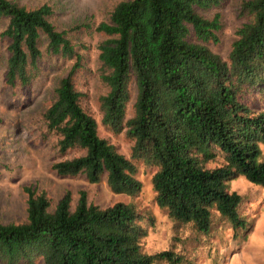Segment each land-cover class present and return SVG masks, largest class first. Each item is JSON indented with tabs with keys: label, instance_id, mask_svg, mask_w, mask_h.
<instances>
[{
	"label": "trees",
	"instance_id": "obj_1",
	"mask_svg": "<svg viewBox=\"0 0 264 264\" xmlns=\"http://www.w3.org/2000/svg\"><path fill=\"white\" fill-rule=\"evenodd\" d=\"M224 1L121 0L95 27L104 36L95 45L106 87L100 123L133 140L124 156L101 137L82 105L76 76L86 69L81 50L87 47L55 28L50 5L28 9L0 0V18L8 19L0 32L8 41L7 85L28 87L40 76L42 37L46 55L71 61L42 120L61 153L80 152L55 160L53 169L84 174L89 182L104 179L110 192L134 195L141 185L136 162H142L153 168L155 204L174 229L192 232L177 237V250L147 251L142 239L153 217L133 203L101 206L80 189L73 207L66 191L50 210L45 191L24 185L25 219L0 221V264H193L184 253L187 239L199 242L217 224L234 237L244 226L241 196L228 180L242 175L264 186V109L249 102V95L264 93V0L240 3L245 19L225 59L207 47L218 41L219 16H204ZM131 81L133 108L125 116Z\"/></svg>",
	"mask_w": 264,
	"mask_h": 264
},
{
	"label": "rangeland",
	"instance_id": "obj_2",
	"mask_svg": "<svg viewBox=\"0 0 264 264\" xmlns=\"http://www.w3.org/2000/svg\"><path fill=\"white\" fill-rule=\"evenodd\" d=\"M28 9L48 4L52 8L50 22L58 30L68 31L74 43H81L87 49L81 50L86 69L76 76V84L83 91L82 105L92 114L96 128L102 138L112 144L117 152L129 156L133 140L124 129L113 132L100 123V95L106 87L100 80V63L95 45L104 36L95 30L100 21H107L112 8L121 0H13ZM242 0H225L220 6L210 9L204 16L217 13L220 28L216 32L218 41L209 42L210 51L226 58L228 48L234 39L235 29L244 21L239 6ZM7 18H0V32L7 25ZM6 39H0V221H21L26 217L24 185H31L45 191L50 210L57 199L66 191L70 194L73 207L80 189L86 190V197L101 206L112 202H131L137 209L150 213L153 224L143 237L147 251L173 246L179 248L177 237L192 234L187 226L174 229L165 212L153 201L150 176L153 168L136 162L135 176L140 190L134 195L114 194L109 191L105 180L89 182L84 174L60 175L52 167L55 160L69 157L80 151L69 149L59 151L57 135L45 131L43 112L54 96V87L64 76L71 61L60 56L45 54L47 40L42 37L39 44L43 56L40 76L28 87H11L5 83ZM129 101L125 116L132 113L135 87L129 84ZM249 102L255 108L264 109V93L249 95ZM264 159L263 146L259 145ZM228 188L240 194L241 212L245 224L232 236V229L226 224H217L205 236L199 235V242L187 239L183 244L186 257L193 264H264V186L250 183L242 175L228 180ZM175 239V240H174ZM203 242H202V241Z\"/></svg>",
	"mask_w": 264,
	"mask_h": 264
}]
</instances>
